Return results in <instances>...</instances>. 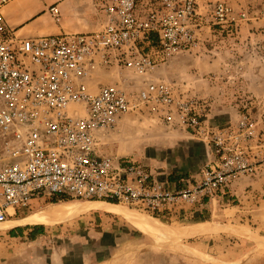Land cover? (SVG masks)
Instances as JSON below:
<instances>
[{
    "label": "built area",
    "instance_id": "1",
    "mask_svg": "<svg viewBox=\"0 0 264 264\" xmlns=\"http://www.w3.org/2000/svg\"><path fill=\"white\" fill-rule=\"evenodd\" d=\"M13 1L0 0V224L31 213L35 199L172 219L178 205L220 200L264 173L261 103L244 98L235 123H209L207 101L155 78L161 61L193 54L207 29H236L247 12L237 18L224 1L202 13V0H87L94 30L22 38L2 13ZM50 12L60 21L57 7ZM145 110L202 143L207 161L195 183L178 189L139 161L101 151L102 137Z\"/></svg>",
    "mask_w": 264,
    "mask_h": 264
},
{
    "label": "rangeland",
    "instance_id": "2",
    "mask_svg": "<svg viewBox=\"0 0 264 264\" xmlns=\"http://www.w3.org/2000/svg\"><path fill=\"white\" fill-rule=\"evenodd\" d=\"M217 1L229 4L235 17L247 12L248 18L240 20L236 29H207L199 49L165 63L161 61L155 78L172 84L178 95L207 101L209 123H235L244 98L251 97L256 104L261 103L254 110L257 115L264 111H259L264 107L263 0H202L201 12ZM100 79L110 83L118 77L105 75ZM163 121L148 110L128 115L116 129L102 137L101 151L116 159L139 161L159 177L181 173L195 183L207 161L204 146L188 131V136H184L185 130ZM31 203L35 206L33 211L21 212L19 217L28 218L54 206L37 199ZM263 203V188L254 186L237 202H233L229 193L222 203L218 199L209 202L204 217L194 214V208H185L197 203L178 205L172 210V219H158L117 205L123 212L149 222L157 231L155 236L143 233L122 216L88 210L49 227L48 237L42 242L25 245L26 242L0 240V263L34 264L45 254L77 258L90 251L102 256L85 264H264V240L245 231L264 223ZM237 206L236 215L221 213ZM199 225L202 228H194ZM238 235L247 239H239ZM77 259H71L68 264H81Z\"/></svg>",
    "mask_w": 264,
    "mask_h": 264
},
{
    "label": "crops",
    "instance_id": "3",
    "mask_svg": "<svg viewBox=\"0 0 264 264\" xmlns=\"http://www.w3.org/2000/svg\"><path fill=\"white\" fill-rule=\"evenodd\" d=\"M52 7H57V9H59L61 15L60 21H56L54 19L52 13L50 12ZM2 13L7 24L14 29L17 36L22 38H35L63 33H85L94 30L97 24L96 17L93 15V11L88 5L87 0H14L4 7ZM186 133L187 132L184 131V136L187 135ZM261 174L262 176L260 175L253 178H245L233 185L232 189L229 191V196L233 199V202L239 201L240 196L244 195L246 190L252 189L254 186L261 187L264 190V173ZM166 179H168L171 185H174L178 189L185 187L188 183H191L188 181L189 179H187V176L181 173L173 172L169 174ZM224 200L225 197L221 198L219 201L222 203ZM209 202L210 201L205 199L204 204H197L195 206L185 208L186 210L194 208V214L204 217V215L208 212ZM55 204L57 203L51 205ZM262 205L264 206V203ZM238 209L239 206L234 207L231 211L227 209L223 210L221 213L232 212L233 215H236ZM184 212L186 213L187 211ZM186 215H188V213H186ZM262 215L264 216V212H262ZM26 218L27 217L24 216H15L13 218H9L7 222L0 224L1 229L6 228L3 230V233L0 232V240L4 241L5 239L6 242L21 241L23 244L26 242L25 245L44 241L46 237H48V228L50 226L44 224L21 225L16 223ZM245 231H249L256 238L264 240V223H261L260 226L249 227V229H245ZM241 237L244 236H237L239 239H241ZM98 256L102 255H99V253L92 254V252L89 251V253L87 252L80 256L77 255V258L79 257L81 264H85L87 262H93L95 258H98ZM25 257L28 261H30L28 255ZM38 258H40V261H38L39 264H68L71 259L78 260L77 258H71L70 256L56 257L55 255H52V257H48L46 254L41 255ZM38 262L34 264H38Z\"/></svg>",
    "mask_w": 264,
    "mask_h": 264
},
{
    "label": "bare ground",
    "instance_id": "4",
    "mask_svg": "<svg viewBox=\"0 0 264 264\" xmlns=\"http://www.w3.org/2000/svg\"><path fill=\"white\" fill-rule=\"evenodd\" d=\"M88 210H95V211H102L106 213H112L119 216H122L125 220L130 222L133 226L137 227L143 233L149 236L157 235V231L154 230V227L145 220L127 214L123 212L117 205H110L107 203L101 202H86V203H71V202H64L61 204H55L52 208L47 210H41L33 215L29 216L28 218L16 222L17 224L21 225H37V224H44L47 226H55L59 224H63L73 217L79 215L80 213ZM195 229L202 228L201 225L194 227ZM6 229V228H4ZM4 229L0 228V232H3Z\"/></svg>",
    "mask_w": 264,
    "mask_h": 264
},
{
    "label": "water",
    "instance_id": "5",
    "mask_svg": "<svg viewBox=\"0 0 264 264\" xmlns=\"http://www.w3.org/2000/svg\"><path fill=\"white\" fill-rule=\"evenodd\" d=\"M102 203V202H101ZM107 204H109V203H107ZM110 205H114V204H110Z\"/></svg>",
    "mask_w": 264,
    "mask_h": 264
}]
</instances>
